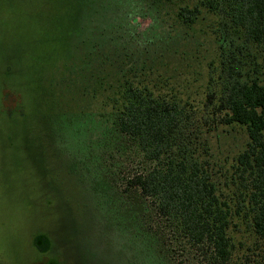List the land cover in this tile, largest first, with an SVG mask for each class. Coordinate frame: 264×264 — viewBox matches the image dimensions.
Returning <instances> with one entry per match:
<instances>
[{"label":"trees","instance_id":"obj_1","mask_svg":"<svg viewBox=\"0 0 264 264\" xmlns=\"http://www.w3.org/2000/svg\"><path fill=\"white\" fill-rule=\"evenodd\" d=\"M35 12L40 70L25 75L31 98L15 70L0 78V96L18 95L8 109L0 99V131L34 110L62 147L78 116L101 120L94 148L122 159L92 170L94 189L110 200L124 180L110 205L141 250L264 264V0H40ZM32 245L46 258L53 247L44 232Z\"/></svg>","mask_w":264,"mask_h":264},{"label":"rangeland","instance_id":"obj_2","mask_svg":"<svg viewBox=\"0 0 264 264\" xmlns=\"http://www.w3.org/2000/svg\"><path fill=\"white\" fill-rule=\"evenodd\" d=\"M39 1L0 0V78L8 69L13 77L15 70L22 82L18 87L28 93L29 79H36L40 70L34 63L44 46L41 32L45 24L35 12ZM137 21V31L142 32L151 18L139 16ZM25 75L30 77L26 81ZM0 99L8 109L15 106L18 95L6 89ZM91 108L98 110L94 102ZM36 114L33 110L0 131V264H46L55 259L61 264H163L160 256L141 250L120 229L110 203L119 202L116 193L121 195L124 180L111 183L110 200L94 189L92 170L102 167L104 160L109 168L122 159L107 151L103 160L100 146L94 148V138L103 129L101 120L78 116L82 132L68 130L62 148L49 135V120H40ZM244 138L242 132L235 133L224 145L226 155L242 146ZM81 160L87 162L86 167ZM131 168L134 171L139 165ZM37 232L47 233L53 244L47 258L32 245ZM175 255L177 262L173 263L193 264L186 255Z\"/></svg>","mask_w":264,"mask_h":264}]
</instances>
